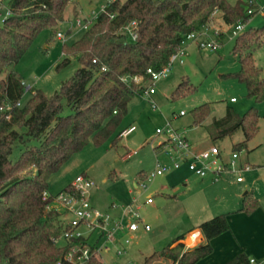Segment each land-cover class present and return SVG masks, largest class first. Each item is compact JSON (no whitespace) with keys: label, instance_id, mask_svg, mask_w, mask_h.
Returning <instances> with one entry per match:
<instances>
[{"label":"trees","instance_id":"1","mask_svg":"<svg viewBox=\"0 0 264 264\" xmlns=\"http://www.w3.org/2000/svg\"><path fill=\"white\" fill-rule=\"evenodd\" d=\"M251 1L116 0L78 40L63 44V59L56 70L71 66L73 61L79 68L58 91L47 95L27 88L14 68L41 31L58 33L66 8L76 0H9L10 14L0 26V264H57L64 258L67 248L57 245L66 228L63 214L48 210L51 198L43 199L45 192L50 193V177L90 141L103 145L117 131L129 103L150 83L147 70L167 67L187 34L210 23L214 13L227 28L247 24L257 13V5ZM250 9L255 10L252 15H248ZM134 21L138 24L135 41L125 31ZM263 44L264 27L239 36L233 53L239 57L240 70L227 75L246 86L247 98L256 106L264 102V77L253 51ZM136 76L143 81L123 80ZM27 90L31 97L22 103ZM196 91L185 79L173 97ZM65 107L71 113L64 115ZM210 113L209 103L196 107L193 125L202 126ZM260 120L257 107L242 115L227 107L225 116L211 124V140L217 143L242 132L244 140L233 144V151L247 150L259 132ZM17 148L21 153L15 160ZM69 190L71 185L63 191ZM258 208L259 201L247 195L237 212L251 215ZM230 215L221 214L200 224L205 245L188 251L170 250L185 238L181 235L163 250L146 256L141 264H154L162 257L173 264L199 263L212 255L211 241L231 229ZM251 259L240 253L225 264H251ZM87 264L103 261L92 255Z\"/></svg>","mask_w":264,"mask_h":264},{"label":"rangeland","instance_id":"2","mask_svg":"<svg viewBox=\"0 0 264 264\" xmlns=\"http://www.w3.org/2000/svg\"><path fill=\"white\" fill-rule=\"evenodd\" d=\"M8 3L9 0H6L4 5H0V26L8 16ZM105 3L106 0H76V3L66 8L65 21L58 27V32L67 34L76 18L94 19ZM207 25L210 30L213 27L227 29L218 13ZM245 26V32L264 27V11L252 16ZM81 35L82 31H73L66 35L65 41H61L57 39L54 30L41 31L14 68L23 77L26 87L41 90L47 95L58 91L62 83L79 68L78 63L73 61L71 66L61 71L56 70L63 59V44H72ZM209 37L212 39V32ZM235 41L236 39L227 38L216 52L202 50L195 43L190 44L183 61L173 62L167 77L155 83L156 93L151 99L145 98L142 93L135 95L119 128L103 145L97 146L90 141L50 177L49 192L56 195L71 185L78 176L86 175L96 183L91 195V202L96 209L118 218L125 209L131 207L140 214L142 222L150 226V231H146L141 223L140 230L129 234L133 239L125 246L128 255L119 258L118 264H126L129 260L134 264H141L146 256L163 250L186 228L227 213L213 212V205L208 204L213 200L212 194L205 193L208 191L198 187V183H193L198 179L189 172H186L192 177L189 188L184 187L180 171L147 179L145 187L138 183L154 172L158 160L155 150L163 138L157 135L156 129L167 127L168 123L174 129L186 131L194 146L209 148L213 144L209 137L211 124L214 119H220L226 114V107H231L240 114L251 107L259 108L260 129L248 144L253 150L249 153L247 150L242 152L244 156L250 157L252 165H257L254 169L262 171L254 176L249 175L246 170L229 171L223 175L222 180L210 183V187L219 188L220 197L232 205L237 200L243 204L244 194L254 193L253 190L262 195L264 203V102L256 106L247 98L246 86L235 78L227 77L240 70L239 57L233 53ZM253 56L264 76V44L253 51ZM185 79L196 86L197 91L186 97H173ZM30 97L31 92L27 90L22 103H26ZM231 98H235L237 103H230ZM205 103L211 104V113L203 126L197 127L193 125L192 111ZM181 111L186 115L180 116ZM69 113L70 109L65 107L64 115ZM132 126L136 127L133 133L118 138L121 131ZM243 140V133L238 132L233 138H226L213 145L219 146L231 157L233 144ZM20 153L21 149L17 148L13 159H18ZM160 161L163 163L166 159L161 157ZM140 173L145 176L139 177L138 181ZM238 177L242 178L241 184L248 185L249 188L239 190ZM150 197L153 203H147ZM65 219L70 220L71 216L65 215ZM125 234L128 235L127 232ZM105 259L111 261L107 256Z\"/></svg>","mask_w":264,"mask_h":264},{"label":"built area","instance_id":"3","mask_svg":"<svg viewBox=\"0 0 264 264\" xmlns=\"http://www.w3.org/2000/svg\"><path fill=\"white\" fill-rule=\"evenodd\" d=\"M6 0H0V5H4ZM116 0H106V3L102 6L101 12H103L107 6L113 4ZM264 0H252L251 4L257 5V13L264 11ZM100 12V13H101ZM255 12L254 9L248 10V15H252ZM10 11L8 9V16ZM216 15V13H214ZM213 15V16H214ZM7 16V17H8ZM94 19H81L76 18L71 23L70 32L86 31ZM6 19V18H5ZM2 20L3 22L5 21ZM245 24L238 23L226 30H220L216 27L209 28L208 25L201 27L199 30L189 33L185 36L181 42L180 47L176 53L171 57L170 63L167 67L160 71H153L148 69L146 74L150 76V86L144 89L142 94L145 98L151 99L156 93L155 83L163 78H166L171 66L175 61H183V58L187 54V48L190 44L195 43L200 49L205 51L216 52L223 45L224 40H235L245 32ZM126 33L135 41L138 38V24L132 22L125 28ZM212 32V39L209 37V33ZM57 39L65 41L66 33L58 32ZM131 79L133 82L139 84L143 81L141 76L133 78H124L127 82ZM232 102L235 99L231 100ZM155 105L154 101H151ZM184 111L180 112V116H185ZM136 130L135 126L123 130L119 137H126ZM157 135L163 136L162 140L158 142L156 147V154L158 160L156 168L151 176H147L144 181L138 182L145 187V181L150 180L156 176H164L173 171H180L185 168L191 174L197 176L200 179H205L210 175L213 176L214 181H218L222 174L226 172H238L239 166V154L234 152L230 161L225 162L221 157L220 149L217 146L201 151L194 152L191 142L185 136L183 132L174 129L169 123L167 127L156 129ZM130 156V155H129ZM166 159V162H161L160 158ZM249 170L250 167H245ZM239 182L242 181L241 177H238ZM96 183L93 179L86 175L78 176L71 184V190L62 191L56 195H51L45 192L43 199L48 200L51 198V202L48 204V210H55L63 214L65 231L61 238L57 240V245L67 248L64 258L59 260L57 264H87L92 255L101 257L103 264H118L117 260L127 255L126 245L132 242L133 237L127 235L125 238L120 239L121 233L128 232L133 234L140 230L141 223L146 231H150V226L144 224L140 218L139 213L129 207L125 209L121 218H113L110 214L102 213L93 206L92 191L94 190ZM153 199L150 197L147 203H152ZM65 215H70L71 219H65ZM61 242L64 244L61 245ZM109 257L111 261L105 259ZM130 264V263H126ZM251 264H264V261H257L251 259Z\"/></svg>","mask_w":264,"mask_h":264},{"label":"crops","instance_id":"4","mask_svg":"<svg viewBox=\"0 0 264 264\" xmlns=\"http://www.w3.org/2000/svg\"><path fill=\"white\" fill-rule=\"evenodd\" d=\"M2 24H3V21H2ZM232 99H235V98H231L230 103H237L236 99L233 102L231 101ZM223 117H221V118H223ZM202 126H200V127H202ZM197 127H199V126H197ZM259 127H260V123H259ZM176 130H178V129H176ZM178 131H180V130H178ZM180 132H183L185 134V136L187 137L186 131H180ZM209 137H210V134H209ZM210 139H211V137H210ZM189 141H190V139H189ZM213 144H216V143H213ZM213 144L211 145V147L217 146V145H213ZM191 145H192L194 152H201V151H204V150L211 148V147H209V148H198V147L194 146V144H192V142H191ZM217 147L219 148V146H217ZM252 150L253 149H250V146L248 145L247 152L249 153ZM220 152H221V157L223 158V160L225 162L230 161L232 155H231V157H228V155L225 154V152H223L221 149H220ZM233 153H234V151L232 152V154ZM237 153L239 154L238 163L240 166V170H246L245 167L249 166L250 169L246 170V171L249 173V175H252V176L256 175L259 171H262V169H254L255 167H257V165L256 164L252 165V162L250 161L249 156L248 157L244 156L243 152H237ZM186 172H188V171L185 170V168H184V169L180 170L179 174L182 176V180L184 182V187L189 188V186L191 184L190 181H191L192 177H189ZM226 173H228V172H226ZM226 173H224V174H226ZM224 174L221 175V177L218 181L222 180V177ZM191 175L194 178L198 179V180H194L193 183H198V185H199L198 187L202 188V190H204V191H208L205 193L212 194L213 200H211L210 201L211 203H208V204L213 205L212 206L213 212L219 211V213L220 212H222V213L227 212L228 214H231L230 218H229L231 229L228 232L216 237L215 239H213L211 241V245L213 247L212 255H210L208 258H206L204 260H201L197 264H225V263L231 261L232 259H234L240 253H245L248 256H251L252 258L256 259L257 261H264V203H263L262 195L255 190H253L254 193L253 192L252 193L246 192L243 197L250 195L251 197L256 198L259 201V208L251 215H248V214L243 213V212L238 213L237 211L243 205V204H241V201L237 200L236 202H234V205H232L230 202L221 198L220 197L221 193H218V191H220L219 188H215V186L210 187V185H211L210 183L217 182V181H214L213 176L210 175L209 177H207L205 179H200L193 174H191ZM139 180L140 179L138 176V181ZM237 182L240 183L237 185L239 190L243 191L244 189L249 188L248 185H242L241 184L243 181L239 182L237 180ZM227 213H225V214H227ZM119 217L121 218L122 216H118V218ZM194 224H198V223H194ZM200 224L192 225V226L186 228L181 233H179L177 235V237L184 235L185 238L183 240H180V241L174 243L171 246L170 250H178L180 248H183L184 251H188V250H191L197 246L205 245L207 243V239H206L204 233L202 232V230L198 228L200 226ZM126 236L127 235L125 234V232L121 233L120 239H123ZM127 255H128V252H127ZM117 263H118V260H117ZM127 263L134 264V262L130 261V260ZM154 264H173V261L166 258V257H162L158 262H155Z\"/></svg>","mask_w":264,"mask_h":264}]
</instances>
